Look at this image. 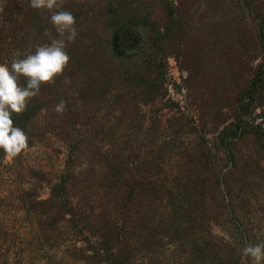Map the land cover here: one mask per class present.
Instances as JSON below:
<instances>
[{
  "label": "rangeland",
  "instance_id": "374dc122",
  "mask_svg": "<svg viewBox=\"0 0 264 264\" xmlns=\"http://www.w3.org/2000/svg\"><path fill=\"white\" fill-rule=\"evenodd\" d=\"M64 8L71 83L42 85L28 148L0 150V264H245L264 242V0ZM55 38L50 13L0 0V63Z\"/></svg>",
  "mask_w": 264,
  "mask_h": 264
},
{
  "label": "clouds",
  "instance_id": "9594fccd",
  "mask_svg": "<svg viewBox=\"0 0 264 264\" xmlns=\"http://www.w3.org/2000/svg\"><path fill=\"white\" fill-rule=\"evenodd\" d=\"M66 0H29L35 10L50 13V22L59 38L49 44L37 45L34 52L21 58V53L12 54L11 64L0 63V150L9 157H16L29 146L25 131L14 125L13 113L19 115L26 111L30 101L40 94L42 85H54L64 77L71 57L67 52L68 43L77 36V21L74 14L64 8ZM26 80V86L21 84ZM64 84L71 80L64 77ZM66 101L60 100L54 111L63 114ZM231 242V241H230ZM245 264H264V242L248 243L242 249Z\"/></svg>",
  "mask_w": 264,
  "mask_h": 264
},
{
  "label": "trees",
  "instance_id": "16d2710c",
  "mask_svg": "<svg viewBox=\"0 0 264 264\" xmlns=\"http://www.w3.org/2000/svg\"><path fill=\"white\" fill-rule=\"evenodd\" d=\"M29 104H28V107H29ZM35 106H37V105H35ZM28 107H27L26 111L23 112L22 114L17 115L15 113H13V115H12V119L14 121V125L19 127V128H21V129H23L25 131V133L27 132V129H26L27 125L26 124H27L28 121H30L31 116H32V114H29L27 112L28 111ZM40 108H41V106L39 105V107L37 109H34L35 111H34L33 114H35L36 111H38ZM29 144H30V142H29Z\"/></svg>",
  "mask_w": 264,
  "mask_h": 264
}]
</instances>
